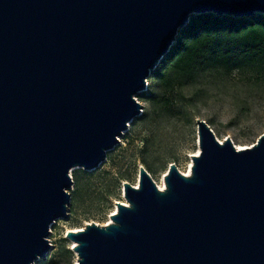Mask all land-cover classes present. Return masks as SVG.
<instances>
[{
	"label": "water",
	"instance_id": "obj_1",
	"mask_svg": "<svg viewBox=\"0 0 264 264\" xmlns=\"http://www.w3.org/2000/svg\"><path fill=\"white\" fill-rule=\"evenodd\" d=\"M264 15V0H0V264H33L68 219L71 170L106 160L136 95L192 16ZM190 177L140 168L112 224L68 239L78 264H264V136L221 143L198 120Z\"/></svg>",
	"mask_w": 264,
	"mask_h": 264
},
{
	"label": "rangeland",
	"instance_id": "obj_2",
	"mask_svg": "<svg viewBox=\"0 0 264 264\" xmlns=\"http://www.w3.org/2000/svg\"><path fill=\"white\" fill-rule=\"evenodd\" d=\"M254 18L242 19L250 23ZM160 66L148 78L147 88L135 96L144 107L141 115L129 123L105 162L92 171L71 170L69 218L51 225L47 239L53 248L33 264H78L67 234L89 224H108L116 204L126 201L124 184L139 182L140 168L157 186L172 164L186 172L200 150L198 120L207 122L221 143L230 139L237 150L253 147L264 136V60L230 72L208 63L191 77L167 67L158 74Z\"/></svg>",
	"mask_w": 264,
	"mask_h": 264
},
{
	"label": "trees",
	"instance_id": "obj_3",
	"mask_svg": "<svg viewBox=\"0 0 264 264\" xmlns=\"http://www.w3.org/2000/svg\"><path fill=\"white\" fill-rule=\"evenodd\" d=\"M254 17L250 23L213 14L191 17L161 62L158 74L167 67L181 77H191L208 63L230 72L264 60V16Z\"/></svg>",
	"mask_w": 264,
	"mask_h": 264
},
{
	"label": "bare ground",
	"instance_id": "obj_4",
	"mask_svg": "<svg viewBox=\"0 0 264 264\" xmlns=\"http://www.w3.org/2000/svg\"><path fill=\"white\" fill-rule=\"evenodd\" d=\"M244 149H247V148H243V147H241V148H239L238 150L241 151V150H244ZM199 154H200V150L197 152L196 156H198ZM192 168H193V164L191 163V164L189 165L187 171L184 172L183 174H184L186 177H190L191 174H192ZM166 175H167V174H166ZM139 185H140V180H139V182H138L137 184H135V187L138 188ZM158 187H159V189H160L161 191L166 190L165 177L163 178L161 184L158 185ZM124 204H127V201H125ZM117 211H118V209L113 213V215L116 214ZM111 224H112V219H111V221H110L108 224H106V225L104 224L103 226L105 227V226H108V225H111ZM78 231H79V230H74L73 232H78ZM69 232H70V231H69ZM73 244H74L75 247L77 246L75 242H74ZM78 262H79V261H78Z\"/></svg>",
	"mask_w": 264,
	"mask_h": 264
}]
</instances>
